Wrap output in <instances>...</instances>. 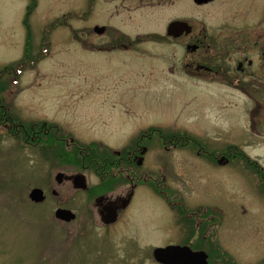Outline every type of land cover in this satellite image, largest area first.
I'll use <instances>...</instances> for the list:
<instances>
[{
	"label": "rangeland",
	"instance_id": "374dc122",
	"mask_svg": "<svg viewBox=\"0 0 264 264\" xmlns=\"http://www.w3.org/2000/svg\"><path fill=\"white\" fill-rule=\"evenodd\" d=\"M88 1L36 0L27 16L31 0H0V69L26 49L36 53L46 26L73 15L53 29L44 59L25 68L24 90L13 102L24 121H57L83 143L119 149L137 135L123 130L136 122H125L126 111L139 120L152 115L158 125L192 130V136L210 147L232 143L264 166V88L246 96L234 86L229 96L226 87L221 94V87L213 85L178 84L179 76L168 68L180 56L179 44L156 38L157 48L149 37L164 33L170 20L184 18L218 42L237 36L244 46V40L258 35L264 39V0L203 5L193 0H95L96 9L83 18ZM103 22L133 36L146 35L130 60L121 55L118 63L117 54L113 59L93 51L114 34L111 27L104 35L93 30ZM234 46L231 52L237 53ZM20 140L0 128V264H161L153 256L155 247L186 242L187 224L178 222L150 191L116 222L104 224L94 203L74 187V166H61L55 151L42 155ZM172 158L184 162L186 175V181L173 184L190 201L222 217L217 242L223 253L199 247L212 253L210 264H264V191L258 183L264 177L241 156L228 166L207 165L203 157L183 151H175ZM58 171L66 175L61 184L55 180ZM87 181L94 184L97 179L90 175ZM34 187L44 190V201L30 199ZM58 207L71 209L76 218L57 219Z\"/></svg>",
	"mask_w": 264,
	"mask_h": 264
},
{
	"label": "flooded vegetation",
	"instance_id": "af4514ba",
	"mask_svg": "<svg viewBox=\"0 0 264 264\" xmlns=\"http://www.w3.org/2000/svg\"><path fill=\"white\" fill-rule=\"evenodd\" d=\"M193 1L198 5H203L215 0L205 3ZM95 9V0H89L88 9L84 12L83 18H88ZM116 13L118 14V11ZM103 14L105 15V11ZM112 16L114 15L112 14ZM114 21L116 20L114 19ZM173 22H179V25L181 22L185 24L180 25L182 28L178 27L173 32H169L170 24ZM113 24L103 22L92 26L98 34H106L109 27L114 28V34L117 33L93 51H99L113 59L117 54L118 63L121 55L130 60L146 35L133 36L116 28ZM56 27L52 24L46 26L36 53H33L32 48L28 51L26 49L14 63L0 69V128H5L6 133L15 138H21L20 141L23 144L39 149L42 155H46L48 149L55 151L59 165L74 166L73 175L80 173L85 176L86 180L87 176L93 175L97 179L96 183H88L85 190L76 188L87 195L90 203H94L95 199L101 195L110 196L111 199L123 197L132 189L131 200L120 213V217L122 213L133 207L140 196L143 195L145 198V192L150 191L171 208L170 212L172 211L177 216L178 222L187 224L189 233L186 242L177 245H188L193 249L197 247L194 250H204L199 249L200 244H203L219 249L217 230L219 231L222 217L211 207L202 203L196 205L195 200L194 202L190 201L183 195L182 190L173 184L175 181H186V175L184 162L176 163L172 155L175 151H183L198 158L203 157L207 165L228 166L237 157L234 153L236 145L227 143L222 149L210 147L208 143L192 136L190 133L192 130L188 128L174 126L176 124L173 126L158 125L154 123L152 115H150V119L144 120L140 117L139 120L137 117H131L126 111L123 116L125 122L132 119L136 122L132 128L129 125L125 126L123 130L126 133L137 135L132 136L130 141L119 149H108L109 147L104 148L101 144L99 146L95 141L81 142L74 137L73 132L65 131L57 121L44 119L27 122L13 110L15 96L24 90L22 76L25 68L36 66L39 61L44 59L45 49L49 48L51 41L49 37ZM186 27H189V30ZM98 28H103V30L99 32ZM195 29V25L190 20L174 18L167 23L164 33L153 32L149 36L154 38L153 41L157 43V48L160 44L156 38L167 39L172 43L179 44L180 56H177L174 64L168 68L171 75L179 76L175 78L178 84L213 85L221 87V94L226 87V93L228 92L229 96H232L234 86H239L246 96L263 91L264 39L261 35L253 40H244V46H241L237 36L221 43L209 31ZM234 45L238 46L237 53L231 52ZM200 50L204 51L201 55H197ZM160 60L157 58L155 63L159 64ZM185 77L189 78L186 80ZM252 113L254 114V110ZM119 118L122 117L119 116ZM117 127L120 128L119 125ZM154 153L156 156L152 158ZM165 154L167 157L162 158ZM244 159L256 174L264 177V166L261 163L248 156ZM258 183L259 186L262 185L264 191V181L258 180ZM204 251L207 252L209 259L212 253L208 250ZM220 253H223L221 249ZM214 254L218 255L217 252Z\"/></svg>",
	"mask_w": 264,
	"mask_h": 264
},
{
	"label": "water",
	"instance_id": "95a60500",
	"mask_svg": "<svg viewBox=\"0 0 264 264\" xmlns=\"http://www.w3.org/2000/svg\"><path fill=\"white\" fill-rule=\"evenodd\" d=\"M197 3H205L211 0H195ZM185 23L181 22L180 25ZM179 22L170 24L169 32H173L178 27L182 28ZM189 30V27H186ZM99 32L103 28L97 29ZM66 179L63 171H58L55 175V180L61 184ZM75 188L87 189L88 182L84 175L78 173L71 176ZM57 194L56 191L53 192ZM133 191L132 189L123 197L111 199L110 196L101 195L95 199L94 205L97 208L100 220L104 224H112L117 221L120 213L129 204ZM30 199L35 203H40L45 200L44 190L39 187H34L29 193ZM55 217L59 220L70 222L76 218V214L69 208L58 207L55 211ZM153 256L158 263L161 264H209L208 254L204 250H194L188 245L170 244L159 246L153 249Z\"/></svg>",
	"mask_w": 264,
	"mask_h": 264
},
{
	"label": "trees",
	"instance_id": "16d2710c",
	"mask_svg": "<svg viewBox=\"0 0 264 264\" xmlns=\"http://www.w3.org/2000/svg\"><path fill=\"white\" fill-rule=\"evenodd\" d=\"M36 5V0H31V5L28 7V13H27V16H29L28 14L32 11V9L34 8V6ZM73 15L72 14H70L68 17H72ZM68 17H66L65 16V18L64 19H62V20H57V21H55V22H53V24L52 25H54V26H58V25H61V24H65V22H66V20L68 19ZM25 23L26 24H28L29 25V22H28V20L26 19L25 20ZM27 25V26H28ZM31 35H29L28 34V37H30ZM27 51H28V49H27ZM235 155H237V156H241V157H243V158H245V156L241 153V151L239 152L238 151V148H236V150H235ZM93 197V196H92ZM92 197H90V199H92ZM214 248V247H213ZM213 251H215V252H217V254H219L220 253V249H216V248H214V250ZM221 254V253H220Z\"/></svg>",
	"mask_w": 264,
	"mask_h": 264
}]
</instances>
